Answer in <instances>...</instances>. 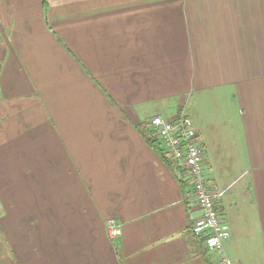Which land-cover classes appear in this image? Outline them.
<instances>
[{
  "label": "crops",
  "instance_id": "0c3cea01",
  "mask_svg": "<svg viewBox=\"0 0 264 264\" xmlns=\"http://www.w3.org/2000/svg\"><path fill=\"white\" fill-rule=\"evenodd\" d=\"M181 109L231 264H264V0H0V264H219L146 141Z\"/></svg>",
  "mask_w": 264,
  "mask_h": 264
},
{
  "label": "built area",
  "instance_id": "2783aa9c",
  "mask_svg": "<svg viewBox=\"0 0 264 264\" xmlns=\"http://www.w3.org/2000/svg\"><path fill=\"white\" fill-rule=\"evenodd\" d=\"M153 134L159 139L164 150L186 171L194 198L201 214L194 219L191 232L204 234V243L208 250L219 255V264H231L225 250V241L229 237V227L222 221L215 208L217 194L211 192L203 173V149L197 141L196 130L184 109L173 119L154 115L150 119ZM110 237L120 235V226L114 219L106 220Z\"/></svg>",
  "mask_w": 264,
  "mask_h": 264
},
{
  "label": "trees",
  "instance_id": "16d2710c",
  "mask_svg": "<svg viewBox=\"0 0 264 264\" xmlns=\"http://www.w3.org/2000/svg\"><path fill=\"white\" fill-rule=\"evenodd\" d=\"M146 141L151 146V148L160 156V158L165 162V164L173 170H178L183 173L184 170L176 165V162L167 154L164 150L159 139L153 134V132L148 133L146 136ZM188 182V180H186Z\"/></svg>",
  "mask_w": 264,
  "mask_h": 264
},
{
  "label": "rangeland",
  "instance_id": "374dc122",
  "mask_svg": "<svg viewBox=\"0 0 264 264\" xmlns=\"http://www.w3.org/2000/svg\"><path fill=\"white\" fill-rule=\"evenodd\" d=\"M207 185V184H206ZM208 187V186H207Z\"/></svg>",
  "mask_w": 264,
  "mask_h": 264
}]
</instances>
